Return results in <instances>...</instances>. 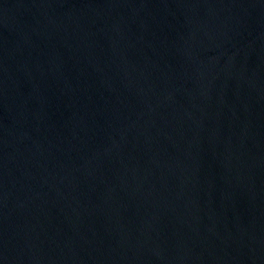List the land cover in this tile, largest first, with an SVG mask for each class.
<instances>
[{
  "label": "water",
  "instance_id": "95a60500",
  "mask_svg": "<svg viewBox=\"0 0 264 264\" xmlns=\"http://www.w3.org/2000/svg\"><path fill=\"white\" fill-rule=\"evenodd\" d=\"M0 264H264V0H0Z\"/></svg>",
  "mask_w": 264,
  "mask_h": 264
}]
</instances>
